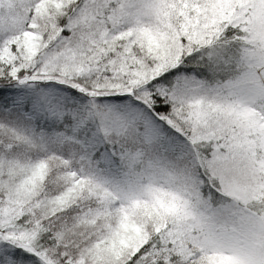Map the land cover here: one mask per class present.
Masks as SVG:
<instances>
[{"label": "snow or ice", "instance_id": "6c2138e0", "mask_svg": "<svg viewBox=\"0 0 264 264\" xmlns=\"http://www.w3.org/2000/svg\"><path fill=\"white\" fill-rule=\"evenodd\" d=\"M0 264H264V0H0Z\"/></svg>", "mask_w": 264, "mask_h": 264}]
</instances>
